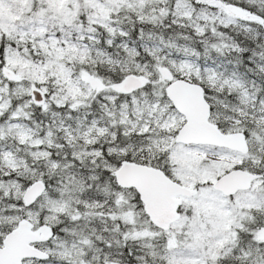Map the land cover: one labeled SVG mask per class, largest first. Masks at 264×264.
I'll list each match as a JSON object with an SVG mask.
<instances>
[{"label": "snow or ice", "instance_id": "obj_1", "mask_svg": "<svg viewBox=\"0 0 264 264\" xmlns=\"http://www.w3.org/2000/svg\"><path fill=\"white\" fill-rule=\"evenodd\" d=\"M0 264H264V0H0Z\"/></svg>", "mask_w": 264, "mask_h": 264}]
</instances>
